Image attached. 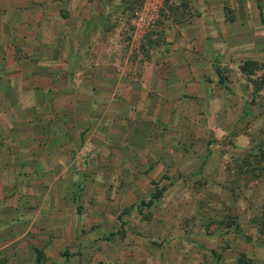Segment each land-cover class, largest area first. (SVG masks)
I'll return each instance as SVG.
<instances>
[{
	"label": "rangeland",
	"instance_id": "rangeland-1",
	"mask_svg": "<svg viewBox=\"0 0 264 264\" xmlns=\"http://www.w3.org/2000/svg\"><path fill=\"white\" fill-rule=\"evenodd\" d=\"M90 1L81 30L112 29L93 58L106 65L82 63L78 89L67 68V87L35 101L45 117L23 114L33 100L0 71L8 154L37 150L48 172L15 184L17 213L39 195L63 209L64 241H92L50 264H264V0H109L106 14L108 0ZM4 16L0 29L14 25ZM47 65L54 87L58 60Z\"/></svg>",
	"mask_w": 264,
	"mask_h": 264
},
{
	"label": "crops",
	"instance_id": "crops-1",
	"mask_svg": "<svg viewBox=\"0 0 264 264\" xmlns=\"http://www.w3.org/2000/svg\"><path fill=\"white\" fill-rule=\"evenodd\" d=\"M90 2V0H0V7L5 14V19L14 22L12 27L0 29V36H4L3 42L0 43V51H3L6 57L9 53L11 54L10 58L6 59V64L1 66L0 71H3V79L6 84H16L14 93L10 92V94L13 93L14 97L19 100L28 99L30 102L33 100V104L21 109L23 114H33L36 111L38 117L47 115L45 111L37 107L35 101L52 95V89L61 90L67 87L63 78V73L67 68H70V73H72L73 84L70 85V88L78 89L80 87L78 83L82 80L80 73L84 71L79 67L83 66L82 63H86L87 68L106 65L99 64L98 60L94 63L93 58L96 47L104 46L102 42L99 43L100 38L110 35L112 29L102 25L89 34L84 32V29L81 30L92 19L93 11L87 6ZM107 2L108 5H105L103 9L104 14L107 13L106 8H110V1ZM48 4H52V6L48 7ZM25 11L27 14L24 15L23 23L19 21V18ZM49 19L54 21V27L51 26L53 22H50ZM69 22L73 26L65 24ZM15 27L18 28L17 31ZM69 29L72 31L70 32ZM17 35L18 38L15 37ZM44 35L50 38V43L43 42ZM54 56L55 60H58V65L53 69L56 71V83L53 87L52 80L43 69L48 67V61L54 59ZM20 62H22V67ZM73 74H78V77L73 78ZM10 88L13 90L12 86ZM11 113L12 109H0V210L5 207L1 205H8L10 206L9 210H12L10 216L7 217L10 224L0 228V230L7 229L6 237L3 232H0V264L58 263L62 259L64 248L78 246V244L83 249L81 252L86 253L88 250L86 248L91 246L92 241L85 246L86 250L79 240L74 239L72 243L69 240L64 241L62 235L64 216L61 207H51L48 210L46 206L38 202L40 196L36 195V199L31 198L29 201L31 203L29 213H17L22 210L24 204L21 199L15 200V184H20L23 190H28L29 186L25 184L23 177L26 172L34 174V176L37 175V179L47 178L48 172L46 169L41 170L39 164L46 162L45 154L40 155L37 150L31 152L19 150L20 154L17 159L9 156L7 150L10 136L8 135H11L13 125L8 118ZM53 122L57 123L55 120ZM48 123L47 119V121L38 124L41 136H38L34 142L42 141V132ZM52 123L49 124L54 127ZM28 126L27 132L31 134L32 125ZM43 185L45 184L43 183ZM39 187L46 190L45 187ZM57 188L59 185L55 184V194ZM44 194L47 195V192ZM3 220L4 216L0 212V225ZM89 253L91 255L95 252L90 250Z\"/></svg>",
	"mask_w": 264,
	"mask_h": 264
}]
</instances>
